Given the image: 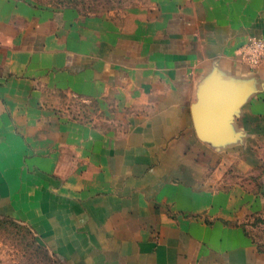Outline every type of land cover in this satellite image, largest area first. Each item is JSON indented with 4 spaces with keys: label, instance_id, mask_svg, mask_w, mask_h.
Returning a JSON list of instances; mask_svg holds the SVG:
<instances>
[{
    "label": "crops",
    "instance_id": "crops-1",
    "mask_svg": "<svg viewBox=\"0 0 264 264\" xmlns=\"http://www.w3.org/2000/svg\"><path fill=\"white\" fill-rule=\"evenodd\" d=\"M149 1L129 29L0 0V214L56 264H264L191 130L201 85L264 87L240 55L264 0ZM74 99L130 132L96 131Z\"/></svg>",
    "mask_w": 264,
    "mask_h": 264
},
{
    "label": "rangeland",
    "instance_id": "rangeland-1",
    "mask_svg": "<svg viewBox=\"0 0 264 264\" xmlns=\"http://www.w3.org/2000/svg\"><path fill=\"white\" fill-rule=\"evenodd\" d=\"M21 1L51 12L73 9L82 17H107L129 29L141 25L144 9L151 7L149 0ZM243 48L242 60L252 68L258 67L247 61ZM209 92L202 110L194 115L197 123L206 121V126L196 127L192 118V136L198 142L193 151L199 150L202 155L199 161L208 182L232 189L233 194L243 197L236 223L264 254V87L248 90L227 86L219 89L218 94L212 88ZM72 102L84 109L79 113L82 119L96 120V131L125 136L131 130L127 126L106 128L103 114L94 110L93 104L79 99ZM0 264H56V261L27 224L0 214Z\"/></svg>",
    "mask_w": 264,
    "mask_h": 264
},
{
    "label": "water",
    "instance_id": "water-1",
    "mask_svg": "<svg viewBox=\"0 0 264 264\" xmlns=\"http://www.w3.org/2000/svg\"><path fill=\"white\" fill-rule=\"evenodd\" d=\"M229 86V88H238V89H246L248 88V85H241L240 83L238 84H234V83H226V82H221V81H208L205 85H201L199 88L201 89V92H205V95H199V92H197V96H196V101L194 103L193 106V110H192V118L194 121V125L197 127L202 123H197L196 118H194L195 113L196 112H200L202 110V106H203V102H204V98L207 97L210 92L209 89L212 88L214 94H218L219 89H221L222 87H227ZM199 90V89H198ZM248 90H251V88H248ZM199 121V120H198ZM200 122V121H199ZM205 124H207L206 121H204V126H206Z\"/></svg>",
    "mask_w": 264,
    "mask_h": 264
},
{
    "label": "built area",
    "instance_id": "built-area-1",
    "mask_svg": "<svg viewBox=\"0 0 264 264\" xmlns=\"http://www.w3.org/2000/svg\"><path fill=\"white\" fill-rule=\"evenodd\" d=\"M243 49L247 52V61L253 66L264 63V38H252Z\"/></svg>",
    "mask_w": 264,
    "mask_h": 264
}]
</instances>
